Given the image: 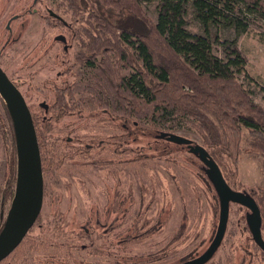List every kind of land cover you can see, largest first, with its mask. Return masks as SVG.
I'll list each match as a JSON object with an SVG mask.
<instances>
[{"label":"rangeland","instance_id":"rangeland-1","mask_svg":"<svg viewBox=\"0 0 264 264\" xmlns=\"http://www.w3.org/2000/svg\"><path fill=\"white\" fill-rule=\"evenodd\" d=\"M65 4L64 0L36 4L0 0V64L36 117L49 166L44 171L43 207L21 243V259L12 253L1 264H178L184 257H198L211 244L220 218V201L204 164L186 145L158 138V132L131 123L124 127L119 118H111L115 109L99 101L106 97L102 89L95 95L87 93L86 89H99L98 80L92 79L90 89L93 74L77 60V42L68 26L49 14L50 8L81 34ZM142 5L155 20L154 4L142 0ZM251 19L250 30L240 35L234 29L214 31L234 40L246 55L245 68L235 69V74L264 111V20L257 15ZM187 20L191 31L202 32L191 14ZM123 22L145 30V23L135 15ZM60 35L64 41L57 39ZM213 50L226 59L221 44L216 42ZM63 82L86 87L76 95L78 107L59 118V111L52 108L54 85ZM42 102L49 104L48 112ZM5 108L0 94V229L11 209L15 190L12 194L10 175L15 172L16 186L18 165L13 120ZM170 126L169 133L204 143L192 121L179 117ZM250 140L243 128L245 149L233 179L236 189L240 184L264 185V156L248 149ZM104 159L112 163H101ZM247 212L245 206L231 203L225 236L205 264H264V251L253 239ZM97 246L106 252L92 254L90 248Z\"/></svg>","mask_w":264,"mask_h":264},{"label":"trees","instance_id":"trees-1","mask_svg":"<svg viewBox=\"0 0 264 264\" xmlns=\"http://www.w3.org/2000/svg\"><path fill=\"white\" fill-rule=\"evenodd\" d=\"M64 1L82 33L73 32V25L65 20H55L70 27V36L79 46L77 60L93 74L90 89L92 79L98 80L95 81L98 90L86 91L95 95L102 89L100 93H106L99 101L114 107L111 118H119L124 127L131 123L138 129L159 134L169 133L168 127L179 117L192 121L204 139L203 145L232 187L235 186L233 179L238 176L240 155L245 149L243 128L252 138L248 149L264 156V111L235 74V69L245 68L248 59L234 40L223 39L214 31L227 28L239 35L248 32L253 25V15L264 20V0H144L154 4L155 20L145 12L142 0ZM189 14L200 23L201 33L188 28ZM130 15L145 23L144 31L124 24L123 18ZM216 42L224 47L226 59L214 53ZM125 68L130 71L123 73ZM64 82L57 87L52 106L59 111V118L78 107L76 95L86 87L85 83ZM5 109L11 119L8 107ZM33 119L37 126L34 115ZM12 127L17 150L13 124ZM36 130L43 171H46L49 166L44 155V141L39 129ZM101 163H112V160L104 159ZM10 176L13 194L15 172ZM236 190L249 192L257 201L263 231L264 185L249 188L240 184ZM90 251L94 255L106 252L98 246ZM21 252L20 244L12 257L21 259ZM184 258L180 262L190 259Z\"/></svg>","mask_w":264,"mask_h":264},{"label":"water","instance_id":"water-1","mask_svg":"<svg viewBox=\"0 0 264 264\" xmlns=\"http://www.w3.org/2000/svg\"><path fill=\"white\" fill-rule=\"evenodd\" d=\"M34 2L37 3L38 0ZM49 11L52 16L64 20L53 10ZM57 39L64 41L65 37L60 35ZM0 94L13 120L18 158L16 190L11 209L0 230L1 263L15 251L35 225L43 207L45 183L42 154L33 114L25 96L1 65ZM41 106L46 110L49 109L47 102H42ZM160 137L186 145L191 153L198 156L204 164V169L220 201L219 224L211 244L198 257L178 264H205L214 256L225 236L231 203L248 208L246 219L249 229L256 244L264 251L262 215L255 198L247 191L234 189L227 182L219 164L203 144L196 143L193 139L178 133H162Z\"/></svg>","mask_w":264,"mask_h":264},{"label":"flooded vegetation","instance_id":"flooded-vegetation-1","mask_svg":"<svg viewBox=\"0 0 264 264\" xmlns=\"http://www.w3.org/2000/svg\"><path fill=\"white\" fill-rule=\"evenodd\" d=\"M34 3H35V2H34ZM35 4H36V3H35ZM49 10H50V8H49ZM34 11H36V10L34 9ZM49 14H50V11H49ZM57 14H58V13H57ZM50 16L53 17V18L56 19V20H59L58 18H56L55 16H52L51 14H50ZM65 26H66V25H65ZM66 27H67V26H66ZM68 29H69V31L71 32L70 27H68ZM71 39H72V38H71ZM74 41H75V40H74ZM64 48L67 49V48H66V45H64ZM0 65H1V64H0ZM58 86H59L58 84H55V85H54V87H55V93H56V90L59 88ZM57 87H58V88H57ZM55 99H56V98H55Z\"/></svg>","mask_w":264,"mask_h":264}]
</instances>
